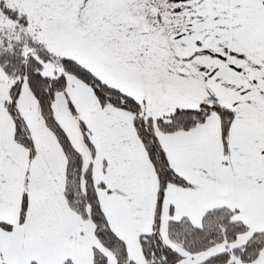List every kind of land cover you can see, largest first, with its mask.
<instances>
[{"label": "snow or ice", "instance_id": "snow-or-ice-1", "mask_svg": "<svg viewBox=\"0 0 264 264\" xmlns=\"http://www.w3.org/2000/svg\"><path fill=\"white\" fill-rule=\"evenodd\" d=\"M0 264H264V0H0Z\"/></svg>", "mask_w": 264, "mask_h": 264}]
</instances>
